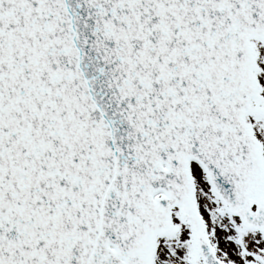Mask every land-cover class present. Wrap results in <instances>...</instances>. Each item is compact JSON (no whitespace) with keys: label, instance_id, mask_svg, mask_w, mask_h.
Returning a JSON list of instances; mask_svg holds the SVG:
<instances>
[{"label":"snow or ice","instance_id":"1","mask_svg":"<svg viewBox=\"0 0 264 264\" xmlns=\"http://www.w3.org/2000/svg\"><path fill=\"white\" fill-rule=\"evenodd\" d=\"M0 264H264V0H0Z\"/></svg>","mask_w":264,"mask_h":264}]
</instances>
